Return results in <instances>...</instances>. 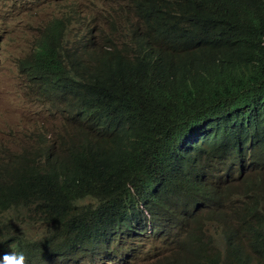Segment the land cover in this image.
Segmentation results:
<instances>
[{
	"label": "trees",
	"instance_id": "trees-1",
	"mask_svg": "<svg viewBox=\"0 0 264 264\" xmlns=\"http://www.w3.org/2000/svg\"><path fill=\"white\" fill-rule=\"evenodd\" d=\"M111 1L114 19L123 23L129 16L141 26L135 29L123 23L127 44L112 46L107 53L119 60L117 67L104 71L96 82L82 79L78 83L81 77L76 68L90 72L88 43L93 40L64 44L75 36L71 28L54 24L41 31L34 29V37L26 42L31 59L20 63L17 75L29 89L20 90L31 93L33 101L34 86L39 94L56 100L76 99L79 116L107 113L124 126L106 140L113 149L112 163L106 168L105 162L96 166L84 163L60 171L47 162L51 180L24 174L10 190L0 184L1 249L20 248L29 242L26 231H22L28 226L22 209H29L32 220L51 218L66 232H71L77 222L86 224L87 215L78 200L71 198L73 193L93 198L88 207L94 222L119 218L122 215L112 205L126 202L129 193L125 184L136 185L144 169L163 158L185 170L179 169L170 182H147L146 192L160 199L142 200L160 205L171 198L180 199L192 186L190 165L226 154L228 138L234 150L239 138L264 118V0ZM124 4L128 7H122ZM63 22L70 24L69 20ZM116 29L114 21V36ZM145 33L150 38L142 35ZM81 45L86 58L77 51ZM132 49L130 60L123 61ZM138 83L145 87L143 98L135 91ZM201 126L206 142L182 155L172 152L174 136ZM260 176L264 177V169ZM257 177L255 173L243 178L237 192L241 198L235 204L224 201L220 191L215 198L213 193L208 197V204H216L208 212L216 228L235 230L228 223L237 216L238 229L263 236L254 226H264V204L261 206L260 200L264 183ZM142 192L143 187L138 189V194ZM219 200L228 204L222 205V212ZM3 217L7 220L2 221ZM260 244L264 247V238ZM184 253L185 264H197L192 253ZM254 259L253 264H264V253Z\"/></svg>",
	"mask_w": 264,
	"mask_h": 264
},
{
	"label": "clouds",
	"instance_id": "clouds-1",
	"mask_svg": "<svg viewBox=\"0 0 264 264\" xmlns=\"http://www.w3.org/2000/svg\"><path fill=\"white\" fill-rule=\"evenodd\" d=\"M114 10L111 0H0V39L11 41L16 50L12 73L10 55L0 43V77L11 81L13 86V95L0 98V184L5 189L10 190L24 174L51 180L47 162L60 171L84 163L96 166L105 162V168L112 163L113 149L106 140L124 126L107 113L99 117L95 113H89V118L79 116L76 99L56 100L39 94L34 86L33 101L31 93L26 95L20 90L28 86L17 75V69L23 60L31 59L30 45L26 42L34 37V29L41 31L58 24L71 28L77 42L93 40L88 43L92 56L90 72L76 68L81 77L78 83L82 79L100 80L104 71L119 63L118 59L107 56L110 47L127 44L123 23L135 29L141 27L129 16L123 23L114 19ZM66 20L70 24L63 22ZM132 52L133 49L122 60H130ZM144 89L138 83L137 96L143 98ZM205 137L203 126L191 128L174 136L170 147L172 152L182 155L194 145L206 142ZM224 146L226 154H215L209 162L203 158L200 164L190 165L192 186L182 198H171L169 203L148 205L142 200L160 199L146 192L147 182H170L179 169L185 170L163 158L146 167L136 185L125 184L129 193L126 202L112 205L122 215L119 218L94 222L88 207L93 198L77 197L74 193L71 198L78 200V206L87 215V223H75L71 232L57 228L49 217L32 220L29 209H22L20 213L28 222L22 231H26L27 237L30 227L34 236L27 238L29 242L20 248H0V264H185V251L192 253L197 264H253L254 257L264 253L260 244L264 226L254 224L263 236H252L249 231L238 229L240 222L235 216L228 223L235 230L226 231L213 225L207 232L198 226L193 209L202 208L211 213L216 204L213 201L208 204V197L213 193L215 198L217 191L224 201L235 204L241 198L237 192L248 174L258 173L255 179L264 183V177L260 176V170L264 169V118L239 138L234 150L229 138ZM141 187L143 192L138 194ZM260 200L262 206L264 193ZM219 203L222 212V205L228 204L220 200ZM225 211L232 214L230 209ZM9 230L12 232V224Z\"/></svg>",
	"mask_w": 264,
	"mask_h": 264
},
{
	"label": "rangeland",
	"instance_id": "rangeland-1",
	"mask_svg": "<svg viewBox=\"0 0 264 264\" xmlns=\"http://www.w3.org/2000/svg\"><path fill=\"white\" fill-rule=\"evenodd\" d=\"M76 42L77 40H72V41H66L64 42V44L65 43L75 44ZM0 43L5 46V48L7 49L10 55L9 66H10L11 72L13 73L14 71L13 61H14V56L16 54L15 46L11 41H8L5 38H1ZM77 51L80 55L82 56L85 55V50L83 49L82 45L78 46ZM12 87L13 86L11 84V81L0 77V98H2L5 95H10V96L13 95ZM193 210H194L193 215L197 219L198 226L208 232L214 224V221L208 217V212L202 208H194ZM24 215L26 216V214ZM32 236H34V231L30 227H28L27 238H30ZM83 263L84 262H81L80 264H83ZM56 264H62V263H56Z\"/></svg>",
	"mask_w": 264,
	"mask_h": 264
},
{
	"label": "bare ground",
	"instance_id": "bare-ground-1",
	"mask_svg": "<svg viewBox=\"0 0 264 264\" xmlns=\"http://www.w3.org/2000/svg\"><path fill=\"white\" fill-rule=\"evenodd\" d=\"M111 230H106V232H110Z\"/></svg>",
	"mask_w": 264,
	"mask_h": 264
}]
</instances>
